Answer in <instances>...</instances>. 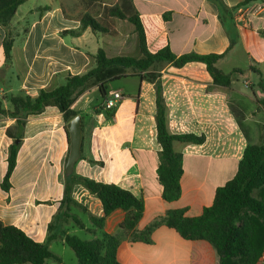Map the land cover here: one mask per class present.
Returning <instances> with one entry per match:
<instances>
[{"label":"crops","instance_id":"1","mask_svg":"<svg viewBox=\"0 0 264 264\" xmlns=\"http://www.w3.org/2000/svg\"><path fill=\"white\" fill-rule=\"evenodd\" d=\"M28 1L20 5L9 24L8 29L14 35L12 66L0 75L1 96L24 90L36 97L40 89L61 84L66 73L80 74L89 70L95 65L94 55L104 46V35L96 34L90 28L77 35L69 34L70 30L81 27L80 18L66 10L69 0H34L33 6L21 12ZM44 1L45 6L50 7L48 10L41 9L45 7L41 4ZM244 1L132 0L141 15L161 28L158 31L152 25L149 27L153 41L166 37L178 55L189 52L223 54L215 67L224 73H233V80L226 92L214 83L203 63L189 62L178 67L171 62H160L153 66L160 75L157 84L137 77L118 80H134L132 87L121 83L113 88L110 84L111 90L124 94L114 117L94 110H90V121L82 117V155L75 165L79 175L120 185L128 180L145 198L144 215L135 231L129 234L120 228L125 218L124 210H115L107 217L104 227L98 228L91 215H104L101 200L80 184L73 188L72 199L79 205L73 202L70 205L83 207L90 222L87 224L82 220L84 226L75 225L91 232L92 238L87 240L120 233L116 252L120 264L220 262L211 243L186 239L178 230L165 224L153 230L149 242L135 234L164 218L169 210L185 209L189 216L200 215L213 203L218 187L236 175L246 146L264 144V106L260 103L264 100V0L238 6ZM220 3L233 9L231 14H224V21L220 17ZM228 29L234 30V36L235 32L238 34L233 44ZM5 35V29L0 25V68L5 64ZM158 89L167 105L171 132L206 135V141L198 151L184 155L182 194L175 201L164 199L157 174L161 150L156 124ZM82 98L74 105L78 114L83 111L78 108ZM99 100L101 102L102 96L97 102ZM5 105L9 107L7 101ZM15 124L16 120L11 117L0 119V219L4 224L22 228L36 241L46 243L62 259L61 262L48 259L45 264H50L49 260L65 264L64 252L68 245L62 234L53 232L54 228L49 231V223L65 192L63 168L70 149L66 122L62 114L51 113L32 118L26 125L23 146L51 135L60 139L58 155L54 162L49 161L50 170L43 175L35 172L44 182V196L32 194V191L28 194L17 192L15 176L22 162V147L11 179L12 189L7 192L1 187L10 146L14 142L7 129ZM54 142H51L53 150L56 149ZM34 164L37 171L36 159ZM46 200L53 202L40 203ZM40 207L47 209L44 215L40 211L36 213ZM60 220L69 226V221ZM63 228L69 233L75 231L64 225ZM58 242L63 253L56 250ZM74 264H78V258ZM256 264H264V259L261 257Z\"/></svg>","mask_w":264,"mask_h":264},{"label":"trees","instance_id":"2","mask_svg":"<svg viewBox=\"0 0 264 264\" xmlns=\"http://www.w3.org/2000/svg\"><path fill=\"white\" fill-rule=\"evenodd\" d=\"M27 0H0V25L5 29L3 40L5 64L0 68V75L12 66V49L14 35L9 31V24L20 5ZM251 1L245 0L238 6ZM49 6L41 7L48 10ZM220 17L231 14L232 8L219 4ZM108 14L120 19H128L134 26L137 36L136 48L128 53H111L108 44L117 42L115 31L98 22L90 14L80 19L81 27L70 30L69 34L77 35L90 28L94 33L104 35V46L94 55L95 65L84 73H66L61 84L42 88L33 97L24 90L7 93L0 97V119L11 117L16 120L15 126L7 129V134L14 142L10 146L8 167L1 183L2 189L9 192L12 187V175L17 166L18 153L25 137L28 120L47 114H62L66 124L78 116L74 105L87 92L98 88L102 101L95 106L96 113L105 112L107 117H114L117 106L106 107V100L111 91L110 82L121 78L137 77L157 84L160 75L153 66L160 62H171L182 67L189 62H199L207 66L215 84L226 92L232 86L233 73L227 74L215 67L223 54H199L189 52L176 54L166 37L153 41L149 27L158 31L159 26L141 15L132 4V0H124L121 5L108 8ZM166 18V16H164ZM232 19V18H231ZM228 29L232 44L238 38ZM117 52V51H116ZM234 72H238L235 70ZM5 101L9 107H6ZM260 103L264 106V100ZM157 140L161 146L157 174L163 186V197L167 201H175L181 197V180L184 173V155L198 151L206 141V135L195 133H173L168 126V113L165 99L158 89L157 97ZM65 131L68 136L67 126ZM76 183H81L97 196L103 205L104 215H91L92 222L103 228L107 217L117 209L125 211V218L120 224L122 231L133 233L145 212V198L142 192L126 180L122 185L106 183L82 175L66 177L63 205L72 202V191ZM83 208V207H82ZM63 210V219L72 220L84 226L79 215ZM58 214V216H59ZM56 216V219L59 217ZM165 224L173 227L186 239L205 240L211 243L220 256L219 264H256L264 253V144H249L244 150L236 175L218 187L213 203L205 207L197 216H189L185 209L169 210L164 218L156 221L139 234L142 240L149 242L153 230ZM55 227L50 223L49 231ZM65 243L76 253L78 264H120L117 259V248L121 234L106 235L92 240L83 239L67 230L62 233ZM48 259L61 262L62 259L52 252L46 243H40L16 225H7L0 219V264H45Z\"/></svg>","mask_w":264,"mask_h":264},{"label":"rangeland","instance_id":"3","mask_svg":"<svg viewBox=\"0 0 264 264\" xmlns=\"http://www.w3.org/2000/svg\"><path fill=\"white\" fill-rule=\"evenodd\" d=\"M105 2H108L109 4H105ZM34 4H35L34 0H29L23 6V8H21V12L27 10L29 7L33 6ZM41 4L42 6H45L46 1L42 2ZM121 4H122V0H69L68 4L65 6H66V10L69 12L70 15L82 19L86 14H90L98 22H100L106 27H109L111 31H115L117 42L114 44L111 43L108 44V47L112 50L111 53L115 54V53H128L134 51L137 42L135 26L128 19H120L117 17L110 16L108 14L109 7L115 5H121ZM118 80H113L112 82H110L113 88H117L121 83H124L129 87H132V85L134 84L133 82L134 80L126 79L121 82H118ZM101 96H102L101 92H99V90L96 88L90 90L79 101L78 108L83 110L81 113L82 115L81 114L79 115H81V117H83L85 121H90L91 119L90 118L91 116L89 114L91 112L90 110H94L95 105L100 103V100L97 102V98L100 99ZM0 97L2 96L0 95ZM51 142H54V144L56 145L55 150L51 148ZM21 147L23 150L22 162L20 163L15 176V186L17 188V192L21 194H28L30 191H32V194H38L40 196H44V194H42L45 189L44 182L40 177H36L35 172L41 173V175H43L50 170L51 164L49 163V161L54 162V159L57 157L60 149L59 136L51 135L48 138L45 137L42 139H38L34 143L28 144V146L26 145L23 146L22 143ZM35 159L39 165L37 171L35 170L36 169L34 164ZM73 173L74 175H79L76 168H74ZM66 177L67 175L64 166L63 168L64 187L66 185ZM76 184H80L85 191L90 192L88 188L85 187L83 184L81 183H76ZM63 198H64V194L62 198L59 200V207L57 211L54 213L52 220L50 221V223H55L53 232L56 233L57 235L62 234L63 231L65 230L63 228L64 225L69 229L75 230L71 234H76L84 239H91L92 238L91 232H89L84 228H80L76 226L74 221L69 220L68 223L69 226L67 224L61 223L62 220L60 219L63 218V213L59 214V212L63 211L64 208L66 209L70 208L69 212L79 215L85 223L87 224L90 223L89 216L82 209V207L75 206V204L74 205L66 204L62 206ZM52 202L53 200L40 201V203H46L45 205L51 204ZM97 208L98 207H95V210H97ZM39 211L42 215H44L47 209L45 207H40L38 210H36V213L38 214ZM56 216H58L59 219L58 218L56 219ZM59 223H61V225ZM58 243L59 244L58 246H56V250L58 252L63 253L64 251H62L61 249L62 246L60 242ZM64 258H65V264H74V261L77 262L76 253L69 246H65ZM49 262L50 264H56V262H52V260H49Z\"/></svg>","mask_w":264,"mask_h":264},{"label":"water","instance_id":"4","mask_svg":"<svg viewBox=\"0 0 264 264\" xmlns=\"http://www.w3.org/2000/svg\"><path fill=\"white\" fill-rule=\"evenodd\" d=\"M68 141L70 145L69 154L67 157L65 171L69 176L74 172L75 164L82 155L83 145V122L80 115L74 117L67 124Z\"/></svg>","mask_w":264,"mask_h":264},{"label":"built area","instance_id":"5","mask_svg":"<svg viewBox=\"0 0 264 264\" xmlns=\"http://www.w3.org/2000/svg\"><path fill=\"white\" fill-rule=\"evenodd\" d=\"M124 94L122 91L119 90H111L108 94V99L106 100V107L107 108H114L120 104L123 100ZM264 259V253L261 256Z\"/></svg>","mask_w":264,"mask_h":264}]
</instances>
